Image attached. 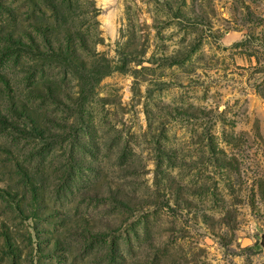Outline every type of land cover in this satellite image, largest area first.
Listing matches in <instances>:
<instances>
[{
  "label": "rangeland",
  "instance_id": "obj_1",
  "mask_svg": "<svg viewBox=\"0 0 264 264\" xmlns=\"http://www.w3.org/2000/svg\"><path fill=\"white\" fill-rule=\"evenodd\" d=\"M264 0H0V264H264Z\"/></svg>",
  "mask_w": 264,
  "mask_h": 264
},
{
  "label": "water",
  "instance_id": "obj_2",
  "mask_svg": "<svg viewBox=\"0 0 264 264\" xmlns=\"http://www.w3.org/2000/svg\"><path fill=\"white\" fill-rule=\"evenodd\" d=\"M261 242H262V245H264V234L262 235Z\"/></svg>",
  "mask_w": 264,
  "mask_h": 264
}]
</instances>
